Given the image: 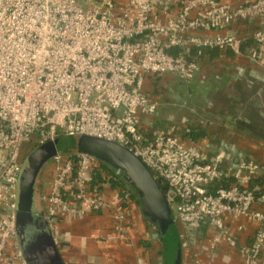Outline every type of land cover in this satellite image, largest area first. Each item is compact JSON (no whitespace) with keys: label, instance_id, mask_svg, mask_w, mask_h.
I'll return each mask as SVG.
<instances>
[{"label":"built area","instance_id":"built-area-1","mask_svg":"<svg viewBox=\"0 0 264 264\" xmlns=\"http://www.w3.org/2000/svg\"><path fill=\"white\" fill-rule=\"evenodd\" d=\"M250 24L258 28L245 48L232 30ZM213 50L264 69V0H0V264H26L16 229L23 161L62 135L115 141L138 156L165 185L183 248L205 222L213 245L264 264V165L225 167L178 132L141 123L160 105L148 83L191 80ZM104 165L78 153L43 167L42 208L59 249L66 224L90 214L108 213L111 238L127 239L133 191ZM246 221L259 227L240 243L228 224L243 231Z\"/></svg>","mask_w":264,"mask_h":264},{"label":"crops","instance_id":"crops-1","mask_svg":"<svg viewBox=\"0 0 264 264\" xmlns=\"http://www.w3.org/2000/svg\"><path fill=\"white\" fill-rule=\"evenodd\" d=\"M116 1L121 4L127 0ZM239 28L232 32L239 35ZM148 84L152 98L160 104L154 115L141 119L144 127H150L148 132L153 127L178 132L186 143L199 147L210 158L222 156L225 167L236 160L264 165V69L256 62L217 50L200 60L189 81L164 74ZM133 201L135 219L131 218L128 230L136 226L137 230L135 236L127 233L126 240L112 239L111 219L96 214H90L87 222H81L83 217L69 222L72 225L82 219L65 227L68 238L60 251L67 264H164L162 249L151 248L156 239L134 192ZM236 224L228 225L240 243H248L259 227L246 221L245 229L238 231ZM205 226L202 222L193 227L192 243L182 247L181 264H244L237 248L225 242L213 245L214 231ZM177 227L180 233L182 226Z\"/></svg>","mask_w":264,"mask_h":264},{"label":"water","instance_id":"water-1","mask_svg":"<svg viewBox=\"0 0 264 264\" xmlns=\"http://www.w3.org/2000/svg\"><path fill=\"white\" fill-rule=\"evenodd\" d=\"M84 153L114 170L132 189L152 238L170 251L174 264H181L182 240L164 190L150 168L122 144L92 135H62L34 148L24 159L16 190V229L26 264H67L56 244L39 190L42 169L56 154ZM222 156L218 160L222 164ZM240 166L238 160L230 164Z\"/></svg>","mask_w":264,"mask_h":264},{"label":"trees","instance_id":"trees-1","mask_svg":"<svg viewBox=\"0 0 264 264\" xmlns=\"http://www.w3.org/2000/svg\"><path fill=\"white\" fill-rule=\"evenodd\" d=\"M256 28H258V26H254V25H247V26H242V27H240L239 29H240V36H243V37H247V40L245 41V44H244V47L246 48V47H248L249 46V44H250V42H251V38H250V36H251V34L253 33V31H255V29ZM229 31V30H228ZM227 30H225L223 33H225V32H228ZM230 32V31H229ZM221 33V32H220ZM217 50H213V51H209V52H207L206 53V55L205 56H207V55H212L214 52H216ZM204 56V57H205ZM204 57H202V58H204ZM199 64H200V62H199ZM153 129H157V128H155V127H153L152 128V130ZM106 168H108V169H110L111 171H112V173L114 174V176H116V174H115V172H114V170L113 169H111L109 166H107V165H104ZM117 177V176H116ZM159 181V180H158ZM117 182H123L124 184H127L122 178H119V177H117ZM160 182V184H161V186H162V189L163 190H165V185H163L162 183H161V181H159ZM97 216H100V217H103V219H111V218H109L110 217V215H108V213H103V214H96ZM84 219L82 220V219H77L72 225H69V224H67V226H68V228L70 227V226H73V225H76L77 224V222H79L78 220H82L81 222H87L88 221V218H89V216H86V217H83ZM135 219V218H134ZM205 228H206V226H205ZM135 230H137V226L136 227H133V228H130V230H128V233H130L131 235H134L135 236ZM137 237H138V235H136ZM136 238V237H135ZM140 240H141V238H139ZM147 247H149L148 245H147ZM161 249H163V250H161L160 251V254L164 257V264H174L173 263V260H172V258L170 257V251H169V249L162 243V248ZM9 253V252H8Z\"/></svg>","mask_w":264,"mask_h":264},{"label":"rangeland","instance_id":"rangeland-1","mask_svg":"<svg viewBox=\"0 0 264 264\" xmlns=\"http://www.w3.org/2000/svg\"><path fill=\"white\" fill-rule=\"evenodd\" d=\"M25 147H27L26 148V150L24 151V153L27 155L28 154V152H29V148L31 149V147H33V145H31V146H29V144H27V145H25ZM40 181L43 183V181H42V179L40 178ZM46 180H45V178H44V182H45ZM44 187V189H45V186H43ZM39 190H40V192H41V195L43 196L44 194H45V192H43V190L39 187ZM68 224V223H67ZM67 224H66V228L68 227L67 226ZM130 239V238H129ZM159 242V243H158ZM151 248L153 249V250H159L160 248H162V242H160L158 239H156V242H152V246H151ZM163 250V249H162ZM164 251V250H163Z\"/></svg>","mask_w":264,"mask_h":264},{"label":"flooded vegetation","instance_id":"flooded-vegetation-1","mask_svg":"<svg viewBox=\"0 0 264 264\" xmlns=\"http://www.w3.org/2000/svg\"><path fill=\"white\" fill-rule=\"evenodd\" d=\"M48 179H49V178L47 177V181H48Z\"/></svg>","mask_w":264,"mask_h":264}]
</instances>
